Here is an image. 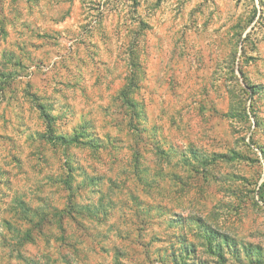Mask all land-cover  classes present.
Returning a JSON list of instances; mask_svg holds the SVG:
<instances>
[{
	"label": "rangeland",
	"instance_id": "374dc122",
	"mask_svg": "<svg viewBox=\"0 0 264 264\" xmlns=\"http://www.w3.org/2000/svg\"><path fill=\"white\" fill-rule=\"evenodd\" d=\"M0 264H264V0H0Z\"/></svg>",
	"mask_w": 264,
	"mask_h": 264
},
{
	"label": "trees",
	"instance_id": "16d2710c",
	"mask_svg": "<svg viewBox=\"0 0 264 264\" xmlns=\"http://www.w3.org/2000/svg\"><path fill=\"white\" fill-rule=\"evenodd\" d=\"M51 140H53V141H58V140H62L63 141V143H67V142H69V138L68 137H66V136H60V137H58V138H54V137H51L50 138ZM77 139L78 138H76V136H74L73 137V140L74 141H77ZM223 242L225 243V245H229V243H228V239L227 238H223ZM221 246H222V244H221ZM220 246V247H221ZM184 253H187V252H184ZM172 257H174V255H172ZM176 259V258H175Z\"/></svg>",
	"mask_w": 264,
	"mask_h": 264
}]
</instances>
